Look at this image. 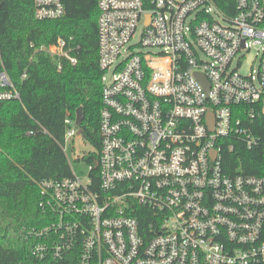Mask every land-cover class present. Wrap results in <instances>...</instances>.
<instances>
[{"label":"built area","instance_id":"obj_1","mask_svg":"<svg viewBox=\"0 0 264 264\" xmlns=\"http://www.w3.org/2000/svg\"><path fill=\"white\" fill-rule=\"evenodd\" d=\"M63 1L32 0L34 18L60 19ZM97 8L98 155L93 164L76 159L86 167L80 176L68 161L71 177L39 184L48 221L28 233L38 241L32 257L264 264V174L227 164L241 161L239 150L264 149V133L253 132L264 116V0H235L231 17L210 0H98ZM65 44L37 51L58 69L61 59L75 65ZM251 50L254 65L241 74ZM10 99L19 93L2 71L0 101ZM64 124L66 155L77 127Z\"/></svg>","mask_w":264,"mask_h":264},{"label":"trees","instance_id":"obj_2","mask_svg":"<svg viewBox=\"0 0 264 264\" xmlns=\"http://www.w3.org/2000/svg\"><path fill=\"white\" fill-rule=\"evenodd\" d=\"M97 1L64 0L60 19L38 21L32 0H0V72L5 71L19 93V99L0 101V264H76L73 252L62 260L36 261L31 250L38 241L28 233L48 221L39 207V184L71 177L62 150L64 121L75 119L78 108L83 114L81 137L92 150L77 160L93 164L98 155ZM210 2L223 15H234L235 0ZM58 40L66 43L75 65L61 59L58 69L37 51ZM253 132L264 133V116ZM263 152L239 150L241 161L233 155L227 164L238 173L263 175Z\"/></svg>","mask_w":264,"mask_h":264},{"label":"rangeland","instance_id":"obj_3","mask_svg":"<svg viewBox=\"0 0 264 264\" xmlns=\"http://www.w3.org/2000/svg\"><path fill=\"white\" fill-rule=\"evenodd\" d=\"M254 52L251 50L250 52L245 54V57L239 67V72L241 74H247L249 69L254 65ZM78 129V128H77ZM92 147L84 142L81 136H74L72 140H70L66 146V156L69 161L71 170L74 171L77 175H82L86 171V167L82 163H77L76 159L78 156H82L83 153L90 152Z\"/></svg>","mask_w":264,"mask_h":264},{"label":"water","instance_id":"obj_4","mask_svg":"<svg viewBox=\"0 0 264 264\" xmlns=\"http://www.w3.org/2000/svg\"><path fill=\"white\" fill-rule=\"evenodd\" d=\"M82 120H83V114H82V109L81 108H78L76 110V113H75V126L78 128L77 129V132H76V136H81V129H80V126L82 124ZM212 125L210 124V129H212Z\"/></svg>","mask_w":264,"mask_h":264}]
</instances>
